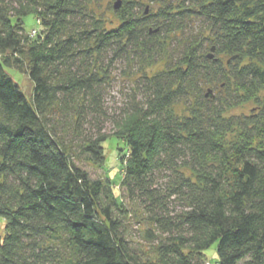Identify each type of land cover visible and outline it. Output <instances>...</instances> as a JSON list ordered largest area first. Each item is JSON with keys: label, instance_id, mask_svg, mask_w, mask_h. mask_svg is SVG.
Returning a JSON list of instances; mask_svg holds the SVG:
<instances>
[{"label": "trees", "instance_id": "16d2710c", "mask_svg": "<svg viewBox=\"0 0 264 264\" xmlns=\"http://www.w3.org/2000/svg\"><path fill=\"white\" fill-rule=\"evenodd\" d=\"M104 1L0 0V264H264V0H121L118 26ZM121 62L137 91L111 118ZM108 119L119 196L78 164L105 165L86 134Z\"/></svg>", "mask_w": 264, "mask_h": 264}, {"label": "rangeland", "instance_id": "374dc122", "mask_svg": "<svg viewBox=\"0 0 264 264\" xmlns=\"http://www.w3.org/2000/svg\"><path fill=\"white\" fill-rule=\"evenodd\" d=\"M119 0H106L101 5L96 6L95 10L98 12V15L102 17L108 26H118L119 22L115 18L114 13L110 10V4L111 8L114 9L115 3ZM145 3V9L150 10V8H155L156 4L151 2L150 0H143ZM27 29L29 33L34 34V29H39V26L36 24V20L34 17L29 16L26 19ZM197 28H199V24L197 23L195 25ZM194 26V29H195ZM163 68V65H157L150 73L154 74V72L158 69ZM136 73V69L130 70L126 66L123 65V63L117 64L113 71L112 76L110 77V84L106 86L105 88V109L107 110L109 116L112 117H120V115L127 110V107L132 103V98L134 96V91L136 89V81L139 77ZM133 74V76L130 77V75ZM16 79L20 83V86L22 87L23 91L27 95V97L31 98L33 95V84L26 74L17 75ZM141 94H137V100H141L142 97ZM186 106L184 104L178 105L175 107V111L177 113H183L186 110ZM243 112L250 114L252 111V114H254L255 105L253 103H250L248 105H245L242 107ZM251 114V115H252ZM94 125V124H93ZM93 125L87 126V134L86 135H92L96 136L97 130H101L102 135L108 136V141L104 144V147L106 149V162L105 165L101 168L98 166L88 164V163H82L79 162L78 164L82 166L93 179H107L109 178L111 182L113 183V186L115 187V192L117 196L120 195V183L122 180V168L120 159L124 158L127 152V147L125 143L114 135L117 132V127L113 123L111 119L103 120L101 123L100 128H94ZM130 224H129V235L131 238H133L136 242H141L143 244V229L138 224L139 220L135 218L134 216L130 217ZM217 245L213 246L211 249H209L206 252L207 256V262L211 264H216L218 261V256L216 252ZM244 264V262L240 263Z\"/></svg>", "mask_w": 264, "mask_h": 264}, {"label": "water", "instance_id": "95a60500", "mask_svg": "<svg viewBox=\"0 0 264 264\" xmlns=\"http://www.w3.org/2000/svg\"><path fill=\"white\" fill-rule=\"evenodd\" d=\"M121 7H122V1L119 0V1H117V2L115 3V5H114V9H115V11H118V10L121 9ZM145 14L148 15V9L146 10ZM157 31H158V30H156L155 32H157ZM212 51H214V49H213ZM210 93H211V92L209 91V94H210ZM207 96H208V95H207Z\"/></svg>", "mask_w": 264, "mask_h": 264}]
</instances>
